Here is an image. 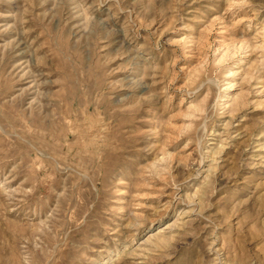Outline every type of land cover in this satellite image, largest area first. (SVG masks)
Masks as SVG:
<instances>
[{"label":"rangeland","instance_id":"374dc122","mask_svg":"<svg viewBox=\"0 0 264 264\" xmlns=\"http://www.w3.org/2000/svg\"><path fill=\"white\" fill-rule=\"evenodd\" d=\"M0 264H264V0H0Z\"/></svg>","mask_w":264,"mask_h":264}]
</instances>
